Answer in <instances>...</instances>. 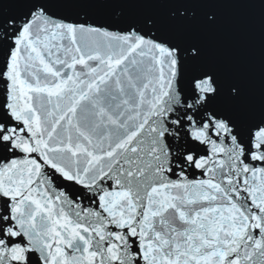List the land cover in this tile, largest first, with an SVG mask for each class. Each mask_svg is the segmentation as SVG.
<instances>
[{"label": "snow or ice", "instance_id": "snow-or-ice-1", "mask_svg": "<svg viewBox=\"0 0 264 264\" xmlns=\"http://www.w3.org/2000/svg\"><path fill=\"white\" fill-rule=\"evenodd\" d=\"M0 264H264V0H0Z\"/></svg>", "mask_w": 264, "mask_h": 264}]
</instances>
